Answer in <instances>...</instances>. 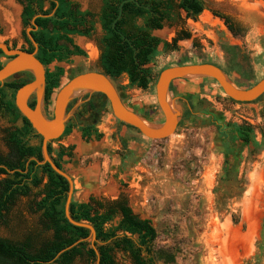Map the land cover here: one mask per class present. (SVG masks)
Masks as SVG:
<instances>
[{"label": "rangeland", "instance_id": "374dc122", "mask_svg": "<svg viewBox=\"0 0 264 264\" xmlns=\"http://www.w3.org/2000/svg\"><path fill=\"white\" fill-rule=\"evenodd\" d=\"M179 1L173 0L175 4ZM201 1L205 11L198 18H188L184 11L176 9L171 22L154 33L169 43L181 31L189 33L191 38L180 41L174 51L161 53L148 66L153 70L150 87L147 90L126 87L123 91L117 87L124 104L153 126L159 127L165 120L156 98V85L164 69L186 64H214L227 72L235 87L243 90L264 79V0ZM25 2L0 0V44L18 49L32 47L35 50L34 45L27 43L31 41V28H25L21 20ZM44 6L48 10L49 2H45ZM215 15L229 18L238 35L233 34L224 20ZM94 22L96 30L93 38L100 40L103 32L99 30L98 14ZM162 48L160 46V51ZM89 54L91 57L81 63L74 64L71 60L69 66L64 65L66 73L61 79V87L73 75L87 73L88 68L94 71L102 69L99 63L87 65L93 60L98 61L93 52ZM7 59L4 54L0 55L3 66ZM58 65L55 62L48 68L54 71ZM30 77V73L24 72L10 82L19 83ZM112 81L115 86L118 85L116 80ZM189 81L182 88L176 83L170 93V101L181 113L173 136L165 140H150L141 135L142 142L137 146L130 138H113L112 145H120L112 152L122 158L117 178L122 184L123 194L136 215L153 222L158 234L154 249L167 256L174 255L173 264H264V95L255 102L241 104L228 98L212 79ZM58 92L55 91L47 107L43 99L41 111L48 119L53 117ZM4 93V102L15 104L16 92L5 88ZM93 95L99 98L97 94ZM82 98L84 96L80 95L78 100ZM129 100L136 105L129 104ZM77 106V103L70 104V119ZM14 119L0 108V154L3 156L9 153V133L22 126L21 121L15 123ZM215 123L225 131L232 126L249 128L258 143L257 150L253 152L249 148L243 149L238 160L237 176L229 183L221 182L225 147L223 135ZM36 135L30 138L29 143L42 148L43 139ZM68 137L49 144L52 160L57 157L60 143L68 142ZM239 146L240 143L237 144ZM118 154L115 160L119 162ZM66 161L67 158L62 162ZM93 163L90 158L85 160L84 165L89 167ZM44 165L43 162L38 163L37 176L42 180L41 186L32 187L28 196H20L9 211L3 212L0 239L13 243L30 241L36 248L52 239V232L46 230L41 212L37 210L48 181L41 169ZM64 168L68 169L67 166ZM8 178H12L11 174L1 176L0 181ZM96 197L100 198L98 194ZM119 221L120 218H117L107 227L115 226ZM89 244L92 247L91 239ZM115 258L117 264H132L131 258L123 252L116 251ZM74 264L92 262L79 258ZM156 264L166 263L162 260L156 261Z\"/></svg>", "mask_w": 264, "mask_h": 264}, {"label": "trees", "instance_id": "16d2710c", "mask_svg": "<svg viewBox=\"0 0 264 264\" xmlns=\"http://www.w3.org/2000/svg\"><path fill=\"white\" fill-rule=\"evenodd\" d=\"M124 1L126 0L103 1L98 17L103 32L98 41L100 63L104 75L111 80L126 75L128 88L147 90L153 78V70L148 66L153 64L161 53L174 51L180 41L191 38L189 33L181 31L169 43L156 37L154 33L163 30L165 24L171 22L176 9L184 11L188 18L196 19L205 11V5L201 0H181L178 5L174 4L173 0H135L134 3L123 6L122 17L114 28ZM45 2H49L48 10H45ZM220 18L233 34L238 35L229 18ZM94 19L93 14L81 12L78 4L68 0H26L22 14L23 26L32 29L30 36L38 45L36 58L46 67L55 62L70 63L71 58L75 56L87 58V54L75 45L73 37H93ZM160 46H163L162 51ZM26 52L33 53L34 48L31 47ZM2 67L0 63V70ZM64 73L63 69L56 68L54 72L47 74V106L50 105L55 91L60 89ZM30 81L31 77L19 83L8 82L0 86V108L14 116L15 123L22 122L21 127H16L8 135V155L0 154V177L10 174L12 177L0 181V220L3 219V212L9 211L20 196H28L32 187L39 188L42 184V180L37 176L38 163L44 162L42 148L29 143L32 136H37L36 131L15 104L4 102L5 88L17 93ZM172 87L173 83L171 92ZM96 96L105 100V113L106 98L100 94ZM121 99L123 100L122 97ZM94 112L96 109L89 104L88 113L79 112L78 116L83 118ZM121 125L127 126L122 123ZM215 125L223 135L225 147L226 159L221 182L229 183L237 176L238 160L243 149L249 148L253 152L257 150L258 143L249 128L232 126L230 130L225 131L218 123ZM74 128L72 123H68L62 137L70 135ZM238 143L241 146L237 147ZM48 148L51 154L50 145ZM65 156L66 153L60 150L53 160L60 169ZM41 169L48 181L43 188V198L37 205V210L41 212L46 230L52 232V239L43 243L40 248L34 247L30 241L13 243L0 239V264H74L79 258H87L92 264H117L116 251L128 255L132 264H156V261L162 260L166 264L175 262L174 255L167 256L166 253L154 249L158 234L153 222L136 215L125 199L103 202L91 198L88 203L72 202V219L78 223H87L96 231L97 239L91 247L90 231L73 226L65 216L64 202L69 192L68 181L55 173L49 164H45ZM117 218H120L118 224L108 228L107 226Z\"/></svg>", "mask_w": 264, "mask_h": 264}, {"label": "water", "instance_id": "95a60500", "mask_svg": "<svg viewBox=\"0 0 264 264\" xmlns=\"http://www.w3.org/2000/svg\"><path fill=\"white\" fill-rule=\"evenodd\" d=\"M134 2L135 0H126L121 4L118 18L113 25L114 28L117 21L122 17L123 6ZM31 41L35 47L33 53H27L19 49L11 50L7 45L0 44V52L11 58L0 70V86L10 82L13 77L20 73H30L31 81L21 87L16 93V108L43 139V163L49 164L55 173L68 181L69 192L65 208L66 218L73 226L90 231L92 245L97 239L95 229L87 223L75 222L71 217L70 206L73 202L75 191L73 179L56 166L48 152L49 144L59 140L65 133L66 125L70 119L68 108L71 102L77 100L80 95L100 94L106 98L110 110L118 122L136 129L147 139L165 140L175 134L181 119L180 111L175 107L174 102L170 101V88L171 84L175 81L202 78L212 79L217 82L228 98L241 104L255 102L264 95V79L250 89H239L231 83L226 73L214 64H186L170 67L160 73L156 85L157 102L165 119L163 125L156 127L131 111L124 104L117 89L108 77L101 73L89 72L72 78L59 89L54 101L53 117L48 119L41 111L46 85V72L44 66L36 58L38 45L32 38ZM33 95L37 97V104L34 109L29 106V99Z\"/></svg>", "mask_w": 264, "mask_h": 264}, {"label": "crops", "instance_id": "0c3cea01", "mask_svg": "<svg viewBox=\"0 0 264 264\" xmlns=\"http://www.w3.org/2000/svg\"><path fill=\"white\" fill-rule=\"evenodd\" d=\"M103 1L104 0H75L73 2H76L78 4L81 12H90L94 16L98 14L99 17V14L103 7ZM98 24H99V30L102 33V27L99 22ZM73 40L76 46H78L81 50H83L87 54V57L88 56L91 57L89 52H93L96 55L98 61L93 60L92 62L87 63V65L93 63H99L101 66L100 63L101 52L99 50V45H98L99 39L95 40L93 37L86 38V37L74 36ZM87 48L89 52L87 51ZM71 60L74 61V64H78L81 63L82 60H87V58L75 56L72 57ZM58 64H59L58 66L54 67V71L56 68H61L65 72L66 70L65 66H69L68 63H58ZM88 69L89 70L87 73L97 72L104 75L103 68L99 71H94L91 68ZM54 71H50V72H54ZM78 75H81V73L75 76L73 75V78ZM115 80L117 81L118 84L117 86H115L113 81L110 79V81L117 89V91H119L117 87H120L123 91L128 86V78L126 75ZM176 83H179V86L182 88L187 84H189L190 81L189 80L175 81L173 82V87ZM83 96L84 98H82L81 100L77 99L70 103L72 104L76 102L78 105L77 108L75 109L74 114L72 115V117H74V119H76L75 121H77L78 123L76 122L75 124L76 126L74 125L75 128L72 130L71 134L69 135L68 142L63 144L60 143L59 146V151L62 150L63 152L66 153V156L63 158L62 161H64V159L67 158L66 162H61L62 170L68 175H70V177L73 179L74 182L75 191H74L73 202L79 204L88 203L91 198L103 202H113L121 199H126L123 194L124 191L121 188L122 184L119 181V178H117L119 174V169L121 167L122 158L117 153L118 154L117 157H119L118 159L120 160L119 162L116 161L115 158L117 154L115 155V153L112 152L113 149L118 150L120 145L119 144L112 145L113 138L116 137L118 140L121 138H130L131 141L135 144V146H137L142 142L141 138L143 137H141V134L136 130L134 131L137 133H132L128 131L127 128L129 127L127 126L125 128L123 127L121 128L118 125H115V124L121 125V123L119 122L117 123V121H115L113 114L108 106V102H107V110L104 113L103 105L105 103V100L103 98L101 97L97 98L94 95H88V94H84ZM128 102L133 106L136 105V103L133 100H129ZM89 104L94 106L96 112L92 114H87L83 118H79L78 116L79 112L88 113ZM132 111L135 112V110L133 109ZM135 113L138 114L137 112ZM81 119L82 122L79 123ZM76 156L78 160L77 163L75 164ZM82 156L83 158L80 161L79 158H81ZM90 158L94 160L93 165H90L89 167H85L84 165L85 160H88ZM115 162L117 163L115 164ZM64 166H67L68 169L64 168ZM109 175H111V177H109ZM97 194L100 196L99 199L96 197Z\"/></svg>", "mask_w": 264, "mask_h": 264}, {"label": "flooded vegetation", "instance_id": "af4514ba", "mask_svg": "<svg viewBox=\"0 0 264 264\" xmlns=\"http://www.w3.org/2000/svg\"><path fill=\"white\" fill-rule=\"evenodd\" d=\"M68 1H70L71 3H74V4H77L76 2H73V1H71V0H68ZM181 1V0H180ZM179 1V2H180ZM179 2H178V4H179ZM175 4V3H174ZM178 4H176V5H178ZM23 14V13H22ZM21 20H22V15H21ZM23 24V23H22ZM27 43L28 44H30L31 46L33 45V43H32V41H27ZM76 45V44H75ZM8 47H9V49H11V50H16V49H18L17 47H13V46H10V45H7ZM30 49V47L29 48H20L19 50H22V51H28ZM35 51V50H34ZM2 53V52H1ZM3 54V53H2ZM11 60V58H9L8 57V59H7V62L8 61H10ZM42 64V63H41ZM44 68H45V72H46V81H47V74L50 72V69L48 68V67H46V66H44ZM28 84V83H27ZM123 101V100H122ZM76 103V102H75ZM36 104H37V97H36V95H33L30 99H29V106H34L33 107V109L36 107ZM44 105H45V107H47V104H46V101H45V92H44ZM77 115V114H76ZM48 118V117H47ZM49 118H50V116H49ZM76 119H74V117H72L69 121H68V123H72L73 122V124L75 123L76 124V122L77 121H75ZM67 123V124H68ZM78 123V122H77ZM216 126V125H215ZM66 127H67V125H66ZM126 200V199H125ZM127 201V200H126ZM128 202V201H127Z\"/></svg>", "mask_w": 264, "mask_h": 264}, {"label": "bare ground", "instance_id": "6f19581e", "mask_svg": "<svg viewBox=\"0 0 264 264\" xmlns=\"http://www.w3.org/2000/svg\"><path fill=\"white\" fill-rule=\"evenodd\" d=\"M17 30V29H16ZM90 47V46H89Z\"/></svg>", "mask_w": 264, "mask_h": 264}]
</instances>
